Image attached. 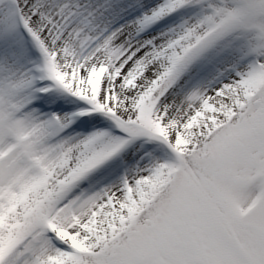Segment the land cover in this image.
<instances>
[{
	"label": "snow or ice",
	"instance_id": "obj_1",
	"mask_svg": "<svg viewBox=\"0 0 264 264\" xmlns=\"http://www.w3.org/2000/svg\"><path fill=\"white\" fill-rule=\"evenodd\" d=\"M0 264H264V0H0Z\"/></svg>",
	"mask_w": 264,
	"mask_h": 264
}]
</instances>
